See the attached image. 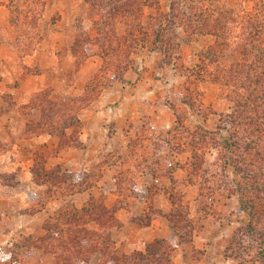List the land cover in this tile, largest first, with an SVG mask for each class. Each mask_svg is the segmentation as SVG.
Instances as JSON below:
<instances>
[{
	"label": "crops",
	"instance_id": "crops-1",
	"mask_svg": "<svg viewBox=\"0 0 264 264\" xmlns=\"http://www.w3.org/2000/svg\"><path fill=\"white\" fill-rule=\"evenodd\" d=\"M88 66L82 64L77 78L85 74ZM90 68L89 75L95 72ZM57 72L53 65L51 73L47 69L43 74L22 76L19 86L11 91L16 99L27 103L32 94L44 87L59 83L64 91L70 90ZM46 74L52 78H46ZM171 81L162 76L157 80L142 77L134 81L127 72L126 80L114 84L97 104L92 103L81 111L85 125L80 132V143L76 144L60 146V137L49 133L28 138L23 134L26 116L23 125L11 112L0 116V264H57L54 253L44 248H28L24 241L29 237L41 240L47 233L48 221L55 220L75 204L84 205L96 194L95 188L103 193L108 206L122 200L116 211L122 225L111 229L120 255L146 251L147 244L156 238L174 241L176 231L169 215L182 203L189 207L195 227L192 237L174 251V264L247 262L226 254V249L238 228L246 226L251 217L239 200L221 190L212 195L210 206L202 205L204 187L194 171L193 146L189 141L177 139L182 125L169 102L176 104V92L171 87L166 94L161 84L169 82L170 85ZM141 135L151 156L138 161L142 165L140 178H136L138 187L122 191L116 184L129 160L126 156H123L125 160L119 157L123 153L120 150H131L135 138ZM55 149H58L55 154L48 156L46 170L57 164L63 169L72 168L77 175L76 191H64L62 181L54 186L59 191L52 194L53 191H46L51 183L36 177L33 168L37 151ZM107 154L118 156L120 162L109 161ZM205 163H208L207 157ZM8 176H13L12 181ZM86 177L91 181L87 188L84 187L85 181L89 182ZM82 195H85L82 205H78ZM139 216L147 223L137 220ZM90 226L99 227L94 221ZM89 264L110 263L104 262L101 252H94Z\"/></svg>",
	"mask_w": 264,
	"mask_h": 264
},
{
	"label": "trees",
	"instance_id": "trees-1",
	"mask_svg": "<svg viewBox=\"0 0 264 264\" xmlns=\"http://www.w3.org/2000/svg\"><path fill=\"white\" fill-rule=\"evenodd\" d=\"M86 1L90 5V16L97 33L91 36L82 32L75 39L72 51L76 57V68L87 57L100 55L103 58L100 70L88 81L82 95L56 101L44 90L34 98L36 108L41 111V122L38 124L39 131L32 130L58 134L61 146L80 143L78 137L73 139L67 134L69 129L81 127L79 111L106 87L126 80V73L132 66L131 54L141 40L135 27H143L141 19L149 2ZM13 2L11 20L18 30V50L27 55L42 38L39 22L45 0ZM251 2L252 5L249 4ZM181 3L185 8L179 10ZM175 6L186 33L215 38L204 49L202 56L214 66L210 75L212 80L222 83L234 102L231 111L221 114L224 125L218 124L214 131L206 130L210 140L202 138L198 143L200 149L207 141L212 140V144L216 145V135L226 132L221 144L223 172L227 174L232 166V172L240 177L235 189L240 194L241 207L251 217L246 226L238 228L226 254L240 257L243 262L246 257L242 249L245 252L254 249L264 264V0H176L172 2V9ZM119 22L127 24L124 33L118 30ZM195 150L193 164L197 169L202 166L205 157L204 153ZM118 206H108L102 200L91 199L83 209H74L62 219L66 234L55 229L56 221L50 220L46 223V235L39 240L41 242L31 238L32 243L27 246L54 253L57 264H89L94 252H101L104 262L110 264H174V251L192 237L195 227L189 216V207L182 206L184 209H175L169 215L176 231L174 241L156 238L147 244L146 251L135 250L120 255L111 231L113 227L122 225L116 215ZM136 219L147 223L141 216ZM92 221L99 227H91L89 224Z\"/></svg>",
	"mask_w": 264,
	"mask_h": 264
},
{
	"label": "rangeland",
	"instance_id": "rangeland-1",
	"mask_svg": "<svg viewBox=\"0 0 264 264\" xmlns=\"http://www.w3.org/2000/svg\"><path fill=\"white\" fill-rule=\"evenodd\" d=\"M11 1L14 3L15 0H0V116L4 112H11L16 121H20L22 125L23 118L26 116L28 120L23 134L30 138L47 134L32 130L39 131L38 124L41 122V111L36 108L35 96L44 90H47L50 97L56 101H61L69 96L82 95L88 81L100 70L103 58L98 54L87 57L83 64L90 66L86 67L85 74L82 77L77 78L76 74L82 65L76 68V57L72 51L74 41L78 35H82V32H88L89 35L94 36L97 33V27L90 16L91 8L86 0H45L43 15L39 22L42 38L35 49L27 55H22L18 50V30L11 20L13 5ZM173 1L176 2V0H149L145 6L141 19L143 27H135V30L141 36V40L138 41L131 54L132 66L127 72L134 81L142 77L157 80L158 76L172 80L170 85L169 82L161 84L164 86L166 94L169 93V89H172L171 87L176 92V104L171 103L170 100L169 102L178 114V119L182 125L177 132L180 134L177 139L189 141L194 150L197 149L201 154L204 153V157L208 159L207 165L204 160L201 167L196 169L194 166L197 181L204 187L202 205L210 206L212 195L217 190L228 193L233 196L232 199L240 201V194L235 189L240 177L232 174V166L229 168L230 174L229 170L227 174L223 172V149L221 144L226 132L222 131L216 135V141L218 142L216 145H213L211 140L209 143L208 141L205 143L203 149L198 148V143L202 138L209 139L206 130H217V125L223 123L221 114L231 111L234 107V102L228 96L225 86L210 77L214 69L213 64L209 60H204L202 56L204 49L212 44L215 38L211 35L186 33L180 12L176 14V6L175 9H172ZM249 4L252 5L253 2ZM182 7H184L183 3L179 5V10ZM117 26L120 33L126 31L127 24L125 22H119ZM53 65L57 67L59 77L61 80L64 78L65 84H68L70 90L64 91V87L58 83L54 86L55 88L48 86L38 90L32 94L27 103H24L23 99L15 98L11 88L19 86L22 76L43 74L47 69L51 73V66ZM89 67H91L90 70L95 69V72L91 75L87 70ZM45 77L52 78L49 75ZM80 80L83 83H80ZM71 86L73 88H70ZM112 86L106 87L95 100L83 107L79 111V117L84 108L92 103L97 104L102 95L108 92ZM163 102L166 103L167 101L164 99ZM143 115L141 119H143ZM80 119L81 127L69 129L67 131L68 137L80 138V132L85 125L83 119L81 117ZM142 137L144 138L143 135L137 139L135 138L136 143H134L131 150H120L123 153L119 157L122 159L123 156H126L129 160V164L123 168L124 171H122L118 184H116L122 191H133L138 187V179L136 178L137 176L140 178L139 173L142 168L138 161L151 156V152L148 151L149 146L145 147L141 141L143 140ZM59 145L61 146V142H59ZM3 147H5L4 144ZM57 150L55 149L52 152L37 151L33 168L36 177L42 181H49V184L51 183L50 188H47L46 191H53L52 194L59 191L54 186L62 181L64 187H66L64 191H76L77 175L72 168L69 170L68 168L63 169L61 164H57L49 171L46 170L48 156L54 155ZM119 157L114 154H107V159L111 162L119 163L121 160ZM123 159L125 160V158ZM88 178H85L89 181L88 183L85 181L84 187L86 188L91 185ZM7 179L12 181L13 176H8ZM95 190L96 194L91 195L87 202L82 203L84 205L81 202L85 195H82L77 201L78 205L82 206L75 204L70 209L58 214L53 227L59 229L61 234H66V226L62 219L66 217L67 213L74 211V209H83L91 199H99L105 202L103 193L101 194L98 188H95ZM121 201L117 200L114 205H119ZM182 206L187 207L182 203H178L176 209H184ZM31 243L32 239L30 237L24 241V244L28 246ZM242 253L246 257L247 262L245 264H262L254 249H250L248 252L242 249Z\"/></svg>",
	"mask_w": 264,
	"mask_h": 264
}]
</instances>
